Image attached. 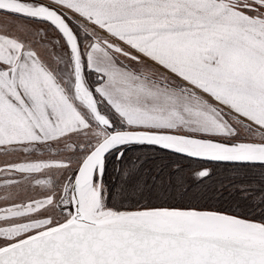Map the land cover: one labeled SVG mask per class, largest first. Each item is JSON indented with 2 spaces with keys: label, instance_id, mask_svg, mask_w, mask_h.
<instances>
[{
  "label": "snow or ice",
  "instance_id": "obj_1",
  "mask_svg": "<svg viewBox=\"0 0 264 264\" xmlns=\"http://www.w3.org/2000/svg\"><path fill=\"white\" fill-rule=\"evenodd\" d=\"M0 264H264V0H0Z\"/></svg>",
  "mask_w": 264,
  "mask_h": 264
}]
</instances>
